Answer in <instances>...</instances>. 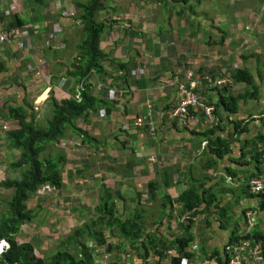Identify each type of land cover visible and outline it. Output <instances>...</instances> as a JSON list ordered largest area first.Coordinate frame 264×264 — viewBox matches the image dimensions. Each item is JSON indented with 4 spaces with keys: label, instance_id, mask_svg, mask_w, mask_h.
<instances>
[{
    "label": "crops",
    "instance_id": "1",
    "mask_svg": "<svg viewBox=\"0 0 264 264\" xmlns=\"http://www.w3.org/2000/svg\"><path fill=\"white\" fill-rule=\"evenodd\" d=\"M79 2L0 0V34L15 29L24 34L28 28L30 32L23 36L31 47L30 54L0 44V123L11 120L5 107L9 102L19 105L28 98L41 122L52 116L47 105L51 95L72 96L75 82L64 75L81 41L72 27L74 6ZM212 3L167 0L164 6L153 0H115L106 7L109 30L100 48L107 57V76H93L87 85L108 108L91 115L89 122H78L87 142L67 131L43 155L44 159L64 156L66 164L63 188L42 187L27 204L38 217L22 228L19 242L30 244L38 258L53 257L64 248L63 240L89 221L103 184L121 191L127 207L141 201L151 214L146 224L150 231L158 227L153 222L162 213L164 198L170 197L173 205L167 208L171 221L170 225L167 221L166 233L180 236L177 221L182 208L176 200L198 180L212 192L215 203L195 219V242L186 250L189 257L171 249L159 264H225L243 244H248L245 264H264V198L247 186L254 173L264 178V139L260 138L264 135V5L258 0ZM226 5L234 8V16H222ZM41 59L49 81L43 76L34 78L32 68ZM120 65L126 69L120 70ZM242 69L254 77L257 89L235 81ZM189 71L201 82L206 76L213 82L231 80L229 87H211L206 98L216 106L222 96L228 103L239 98L237 110L219 105L212 120L199 111L174 117L181 101L179 87ZM43 82L52 87L49 97L44 89L34 91L35 83ZM61 83H66L64 88ZM236 122L243 123L242 127ZM211 128L214 138L231 141L221 158L199 136ZM19 156L9 148L6 131L0 132V183L19 178L10 168ZM166 175L169 187L164 186ZM150 182L157 187L153 203ZM11 194L0 187V214ZM204 210L205 204L200 208ZM221 210H226L223 219ZM249 213L254 214L250 225ZM94 253L102 254L103 249ZM100 258V264H156L153 258L141 260L134 252L119 250Z\"/></svg>",
    "mask_w": 264,
    "mask_h": 264
},
{
    "label": "trees",
    "instance_id": "2",
    "mask_svg": "<svg viewBox=\"0 0 264 264\" xmlns=\"http://www.w3.org/2000/svg\"><path fill=\"white\" fill-rule=\"evenodd\" d=\"M114 1L81 0L74 6L76 16L72 27H75L79 32L81 41L75 47L77 55L71 58L70 68L65 70L64 77L66 80L74 81L76 87L69 98L60 99L55 95L50 96L52 116L46 124L40 122L38 114L28 98L19 105L11 102L5 105L10 119L17 125V128L6 131L8 145L10 149L19 152L20 156L16 162L10 164V168L14 172H18L19 178L17 180L7 179L0 183V187L12 191L5 205V212L0 214V243L5 241L10 246L9 251L0 256V264H100V257L112 254L117 250L124 254L134 252L141 260L153 258L156 264L166 259L167 252L171 249L189 257L186 250L195 242V236L192 234L195 219L201 214H206L215 203L212 192L203 189L204 182L198 180L192 182L190 188L181 192L176 200L182 208L177 221V228L182 234L173 237L166 233L167 221L169 225L171 221L167 208L168 205L171 207L173 205L170 197L164 198L161 207L162 213L156 222H153L158 227L150 231L146 224L152 219L151 214L144 209L141 201L139 203L137 201L135 207H127L121 191L110 189L103 184L94 215L85 225L75 229L68 238L63 240L64 248L53 257L38 258L30 244L19 242L22 228L38 217L37 213L27 207L31 196L45 186L56 190H61L64 186L65 157L54 156L43 159L42 156L47 151V147L59 142L67 131L83 137V141L87 142L88 139L84 138L86 133L78 127V122H89L91 115L98 113L102 107L108 108V103L99 100L91 93L87 82L93 76L99 78L107 76V57L100 47L104 32L109 30V21L106 19L104 11ZM153 1L163 5H166L167 2V0ZM171 1L187 3L189 0ZM258 1L261 3L259 5H264V0ZM178 15L181 17L183 13ZM55 38L56 36H51V40H55ZM118 68L124 70L126 66L120 65ZM195 78L201 84V80L196 74ZM234 79L240 84L252 85L257 89L254 77L246 69L240 70ZM61 84L64 88L66 83ZM186 84H188L187 77ZM228 91L229 88H225V93ZM16 93L19 94L18 89ZM25 93L22 88V94ZM239 100V98H233L232 102L228 103L222 96L220 103L217 106L214 105L215 111L219 105H224L235 111L238 108ZM192 111L190 108L186 112ZM236 124L238 128L243 125L241 122H236ZM2 128L3 124L0 126V132H2ZM246 131L247 129L243 127L242 132ZM214 134L215 129L211 128L199 136L206 138L209 146L214 147L212 152L221 158L227 154L231 147V141L220 137L214 138ZM260 138L263 140L264 135ZM257 160H259V156H257ZM259 175V173H254L253 177L247 180V186L252 178H257ZM169 185L166 175L164 176V186L169 187ZM148 187L152 195V203L156 202L157 187L155 183L150 182ZM248 190H250L249 187ZM204 204L205 210L201 212L200 208ZM221 211L223 219L226 217V210ZM115 242H117L116 245ZM94 249H103V253L96 254ZM231 259H228L225 264L231 263Z\"/></svg>",
    "mask_w": 264,
    "mask_h": 264
},
{
    "label": "built area",
    "instance_id": "3",
    "mask_svg": "<svg viewBox=\"0 0 264 264\" xmlns=\"http://www.w3.org/2000/svg\"><path fill=\"white\" fill-rule=\"evenodd\" d=\"M52 37H55V35H52ZM18 35H16L15 30L12 31L9 34H4L0 36V43L4 47L14 46L16 47L19 51L22 50V52L30 53L31 50L27 51L26 48L21 45L17 46V40H18ZM24 40H27L24 36H22ZM13 39V41H12ZM41 62H44L43 59L40 60ZM35 65L33 66V68ZM188 79V84L185 85L181 84L179 87V92L181 95V101L178 103V105L174 108L173 116L174 117H179L183 114H187V110H190L192 108L193 111H199L206 115L210 120L214 118L215 115V107L213 104H209L206 98V91H208L211 87L214 85L216 87H224L229 84H231V80H221L217 82H213L210 80L208 76L204 78V80L199 84V81L196 80L195 78V73L188 74L186 76ZM39 78H42V76H39ZM208 78L210 81L208 82L206 80ZM203 85V87L200 90V86ZM248 187L250 191L253 193H257L260 195L264 196V178H252L248 182ZM252 217H254L253 213L248 214V219H249V225L252 224ZM93 246V245H91ZM248 248V244H243V246L239 247L238 250H235L233 252V258L231 259V263L229 264H245L246 258L244 256V251ZM10 246L8 243L5 241H2L0 243V256L9 251ZM105 260L107 257L104 258Z\"/></svg>",
    "mask_w": 264,
    "mask_h": 264
},
{
    "label": "rangeland",
    "instance_id": "4",
    "mask_svg": "<svg viewBox=\"0 0 264 264\" xmlns=\"http://www.w3.org/2000/svg\"><path fill=\"white\" fill-rule=\"evenodd\" d=\"M213 1V3H212V5H217L218 4V0H212ZM259 4H261L260 2H259ZM165 6V5H164ZM226 7H227V9H224V10H222V16L223 17H232V16H234V8H228V6L226 5ZM216 8H217V6H216ZM28 28H26L25 29V33L24 34H22L21 33V31H19V29H15V33H16V35H18V40H17V46L19 47V46H21V45H23L25 48H26V50L27 51H30L31 50V47H30V45H29V43H28V41L27 40H24L23 38H22V36L23 35H26L27 33H29L30 31H28L27 30ZM5 33H3V34H0V36L1 35H4ZM12 41H13V39H12ZM1 44V43H0ZM73 55H77V51H74L73 52ZM45 64H44V62H41V61H37V63H35V67L34 68H32V72H34V78L35 79H39V76H43L44 78H45V81H49V79L47 78V76H46V74H45ZM191 73H193L192 71H189V72H187V74H186V76H188V74H191ZM29 78V77H28ZM206 80L209 82L210 80L208 79V78H206ZM225 80H229V79H225ZM35 87H37V89H35L34 91H35V93H38V92H40V93H42V91H43V89L46 91V94H47V96H48V93L51 91V89H52V87L48 84V83H35ZM51 95V94H50ZM49 95V96H50ZM48 96V97H49ZM61 98V97H60ZM11 103H14V102H11ZM15 105H17L16 103H14ZM47 105H49V108H48V110H52V106L50 105V103H49V101L47 102ZM9 122H12V120H10V121H4V122H2V123H0V126L3 124V128H2V132L3 131H7V130H9V129H11V128H17V125L15 124V123H13L12 122V126H10V124H9ZM41 122H43V124H46V122H47V117H43L42 119H41ZM5 124L6 125H8V126H5ZM49 147H47V149H48ZM42 158H43V156H42ZM44 159V158H43ZM98 202V201H97ZM101 260V258H99V261Z\"/></svg>",
    "mask_w": 264,
    "mask_h": 264
}]
</instances>
